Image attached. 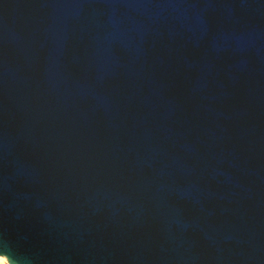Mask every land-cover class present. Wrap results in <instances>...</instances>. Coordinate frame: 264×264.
<instances>
[{
  "label": "water",
  "instance_id": "1",
  "mask_svg": "<svg viewBox=\"0 0 264 264\" xmlns=\"http://www.w3.org/2000/svg\"><path fill=\"white\" fill-rule=\"evenodd\" d=\"M0 258L264 264V0H0Z\"/></svg>",
  "mask_w": 264,
  "mask_h": 264
},
{
  "label": "bare ground",
  "instance_id": "2",
  "mask_svg": "<svg viewBox=\"0 0 264 264\" xmlns=\"http://www.w3.org/2000/svg\"><path fill=\"white\" fill-rule=\"evenodd\" d=\"M0 264H9L6 258H0Z\"/></svg>",
  "mask_w": 264,
  "mask_h": 264
}]
</instances>
